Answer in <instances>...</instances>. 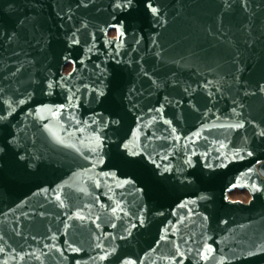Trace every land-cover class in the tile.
<instances>
[{
	"label": "water",
	"instance_id": "95a60500",
	"mask_svg": "<svg viewBox=\"0 0 264 264\" xmlns=\"http://www.w3.org/2000/svg\"><path fill=\"white\" fill-rule=\"evenodd\" d=\"M79 3L0 0V264H264V0Z\"/></svg>",
	"mask_w": 264,
	"mask_h": 264
},
{
	"label": "snow or ice",
	"instance_id": "6c2138e0",
	"mask_svg": "<svg viewBox=\"0 0 264 264\" xmlns=\"http://www.w3.org/2000/svg\"><path fill=\"white\" fill-rule=\"evenodd\" d=\"M236 2H238L241 7L243 8L244 11H248L249 7H250V0H236ZM91 3V0H80V3L77 5V7H84L87 8L89 6V4ZM134 4V0H112V4L111 7L113 9V11L115 12L116 10H120V11H124L127 9H130ZM144 10L146 13H150L152 16H157L158 13L160 12V8L158 7L156 0H143V4H142ZM224 6L225 8H230L232 6L231 0H224ZM11 7V6H10ZM114 27V26H113ZM117 35L121 34L120 33V29L117 28L116 29ZM15 35V34H14ZM13 36H9V40H12L14 38ZM75 34H73L74 36ZM72 43H78L77 40L73 39ZM22 67V66H21ZM20 68L16 69V72H19ZM13 75H15V73H13ZM71 75V74H69ZM63 79V78H62ZM59 83V82H57ZM153 83H155L153 81ZM210 83V82H209ZM54 87V84L52 82H48L47 83V89H52ZM255 91H249V90H245L244 91V95L248 96V95H258V94H264V78H262L260 81H257L255 84ZM43 90V89H42ZM45 94L47 95H51V91H47ZM100 96H103L104 93L100 92L99 93ZM74 96V94H73ZM73 96H69L68 97V102L69 104H71V101L73 99ZM31 99V96L29 95L27 98H20V99H15V98H8L3 94V90H0V105H3V107H0V131H7V128L5 127V125L8 123L9 121V117H11L13 115V113L16 112L17 108L20 107L21 105H24L28 102V100ZM64 105H60V109H63ZM47 110L48 112H50L52 114L53 117H55L57 115V112L59 110H53L51 108H48L47 106H44L43 108H39L36 110L37 115H39L40 112ZM157 111H159V109H157ZM233 111L235 112V109H233ZM237 115H239V113H237ZM79 123V122H78ZM86 124V122H84ZM93 123H95V121H93ZM165 123H168V121H165ZM245 125L242 123H236L234 125H228V127L233 128V129H240L243 128ZM44 128L46 131L49 132L50 135L53 136L54 139H56V141L58 143H63V140H61L59 138V134L55 131H53L51 128H49V126L46 124L44 125ZM64 129L61 128V131H63ZM80 132L85 131L86 129H82V128H78L77 129ZM94 132L96 131H102V129H93ZM7 134L9 136L12 135V133L10 131H7ZM71 135V134H69ZM197 135H199V133H197ZM257 136L259 137H264V129H261V131H259L258 133H256ZM15 137H13V140H10L9 143H13ZM85 141H88L87 143H85ZM81 145L83 146L85 152L87 153H92V154H96L98 152V149L101 147V138L100 136H95L94 138H88L85 137L84 140L81 141ZM73 147H75V145H72ZM223 146V145H222ZM124 148L127 149L128 146L125 144ZM76 151L78 153L81 152L80 148H76ZM131 155H136V153H130ZM248 155L251 156L252 152H248ZM86 158V156H85ZM21 159H23V157H21ZM190 163V162H189ZM255 191H259L260 189L256 188L255 186H253ZM61 207H63V205H61ZM80 219H83V217H79ZM143 224V221H141V226ZM137 225L133 224L132 228H135ZM65 227H67V225H65ZM112 227H116L115 224L112 225ZM131 233H129L130 235ZM121 239H125V237H121ZM166 240V236L165 235H160L159 240L157 241V243L159 244L161 241H165ZM71 247V245H69ZM97 247L99 248L100 245L97 244ZM74 252L78 251V249H72ZM3 249H0V252H2ZM209 251H211V249H209ZM116 253V249H113V251L111 253H105V255L100 256L99 259L100 260H108L110 256L115 255ZM177 255H179V250L177 249ZM118 260V264H136V262L132 259H120L119 257H117ZM6 264V262H5Z\"/></svg>",
	"mask_w": 264,
	"mask_h": 264
},
{
	"label": "rangeland",
	"instance_id": "374dc122",
	"mask_svg": "<svg viewBox=\"0 0 264 264\" xmlns=\"http://www.w3.org/2000/svg\"><path fill=\"white\" fill-rule=\"evenodd\" d=\"M115 34L114 33H111L109 36L112 37L114 36ZM70 66L66 67L65 68V73L69 72L70 70ZM229 199L230 200H233V201H242V202H247V200L249 199L248 195L244 192H237V191H234L233 193H231L229 195Z\"/></svg>",
	"mask_w": 264,
	"mask_h": 264
},
{
	"label": "built area",
	"instance_id": "2783aa9c",
	"mask_svg": "<svg viewBox=\"0 0 264 264\" xmlns=\"http://www.w3.org/2000/svg\"><path fill=\"white\" fill-rule=\"evenodd\" d=\"M248 201V200H247Z\"/></svg>",
	"mask_w": 264,
	"mask_h": 264
}]
</instances>
